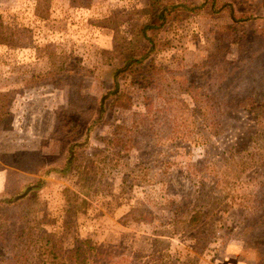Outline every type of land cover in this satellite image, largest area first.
I'll return each mask as SVG.
<instances>
[{
	"label": "rangeland",
	"instance_id": "1",
	"mask_svg": "<svg viewBox=\"0 0 264 264\" xmlns=\"http://www.w3.org/2000/svg\"><path fill=\"white\" fill-rule=\"evenodd\" d=\"M149 5L0 0V264H264V0H159L114 80Z\"/></svg>",
	"mask_w": 264,
	"mask_h": 264
},
{
	"label": "trees",
	"instance_id": "2",
	"mask_svg": "<svg viewBox=\"0 0 264 264\" xmlns=\"http://www.w3.org/2000/svg\"><path fill=\"white\" fill-rule=\"evenodd\" d=\"M159 0H149V7L152 8L150 12L151 18L150 22H147L141 27V33L143 40L150 45L146 52H141V48H134V43L126 41L125 39H122L123 43L127 42L128 45L131 46V50L126 53L127 48H122L120 42L117 45H114L113 49L109 52H107L111 59V61L117 57H122L121 61L123 62V67L118 68L114 74L113 79L116 80L117 74L120 72H123L125 69H127L132 63L138 64L143 62L149 55L154 51V43L156 38V31L159 30L162 25L167 20V15L171 11L170 8L172 6H165V5H158ZM157 6V7H156ZM231 8V6H229ZM231 11V17L230 19L234 22L236 21L235 18L232 16V10ZM2 29V26L0 25V30ZM150 31L152 33H150ZM1 34V31H0ZM5 41V40H1ZM0 41V44L2 43ZM122 43V42H121ZM106 65H112V62L109 61L108 63L106 60H104ZM115 88L117 89V85H115ZM243 102H241L240 105H242ZM34 186H30V190L33 189ZM199 213H194L189 220L190 224H194L199 220ZM77 245L71 250L66 256L65 254L59 250V248L51 243L47 242L42 246L41 253L44 255V257L47 259H50V262L47 264H88L91 262L92 257L99 256L100 252L98 249L94 248L89 241H77ZM45 261V263H46Z\"/></svg>",
	"mask_w": 264,
	"mask_h": 264
}]
</instances>
